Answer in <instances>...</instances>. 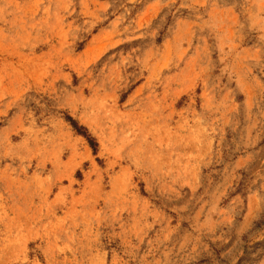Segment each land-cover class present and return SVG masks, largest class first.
I'll list each match as a JSON object with an SVG mask.
<instances>
[{
    "label": "rangeland",
    "instance_id": "374dc122",
    "mask_svg": "<svg viewBox=\"0 0 264 264\" xmlns=\"http://www.w3.org/2000/svg\"><path fill=\"white\" fill-rule=\"evenodd\" d=\"M0 264H264V0H0Z\"/></svg>",
    "mask_w": 264,
    "mask_h": 264
},
{
    "label": "trees",
    "instance_id": "16d2710c",
    "mask_svg": "<svg viewBox=\"0 0 264 264\" xmlns=\"http://www.w3.org/2000/svg\"><path fill=\"white\" fill-rule=\"evenodd\" d=\"M91 144H93V143L91 142Z\"/></svg>",
    "mask_w": 264,
    "mask_h": 264
}]
</instances>
